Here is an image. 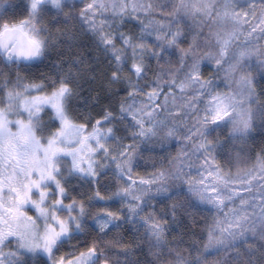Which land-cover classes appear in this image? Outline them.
I'll return each mask as SVG.
<instances>
[{"label":"clouds","instance_id":"obj_1","mask_svg":"<svg viewBox=\"0 0 264 264\" xmlns=\"http://www.w3.org/2000/svg\"><path fill=\"white\" fill-rule=\"evenodd\" d=\"M0 264H264V0H0Z\"/></svg>","mask_w":264,"mask_h":264}]
</instances>
